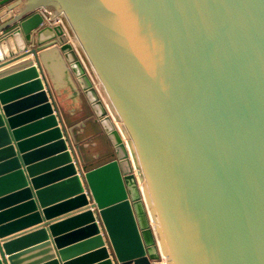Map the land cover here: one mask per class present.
Returning <instances> with one entry per match:
<instances>
[{
    "label": "water",
    "instance_id": "1",
    "mask_svg": "<svg viewBox=\"0 0 264 264\" xmlns=\"http://www.w3.org/2000/svg\"><path fill=\"white\" fill-rule=\"evenodd\" d=\"M0 264H264V0H1Z\"/></svg>",
    "mask_w": 264,
    "mask_h": 264
},
{
    "label": "crops",
    "instance_id": "2",
    "mask_svg": "<svg viewBox=\"0 0 264 264\" xmlns=\"http://www.w3.org/2000/svg\"><path fill=\"white\" fill-rule=\"evenodd\" d=\"M15 12L16 10L13 11ZM61 115L67 128L76 126L74 134L81 145V151L89 168L100 166L111 160L113 150L105 145V139L98 137L102 129L99 123L94 122L95 116L90 109L84 111L80 105L71 104L61 109Z\"/></svg>",
    "mask_w": 264,
    "mask_h": 264
},
{
    "label": "built area",
    "instance_id": "3",
    "mask_svg": "<svg viewBox=\"0 0 264 264\" xmlns=\"http://www.w3.org/2000/svg\"><path fill=\"white\" fill-rule=\"evenodd\" d=\"M42 14L44 15L46 22H47L50 26H53V27H54V26H62V28H63L65 34L67 35L68 39L70 40V42H71L72 44L75 43V40H74V38H73V35L71 34V32H70V30H69V27L67 26V24H66V22H65V20H64L63 18H61V17H54V18H53L52 15H51V13H49V12H47V11H42ZM77 51H78V50H77ZM78 53H79V55H80L82 61H84L83 58H82V55L80 54L79 51H78ZM84 65L86 66V69H87L89 75L93 78V76H92V74H91V71L89 70V68H88V66H87V64H86L85 62H84ZM93 80H94V79H93ZM86 194H87L88 197H89V193L86 192ZM89 199H90V197H89ZM90 203H91V205H92V202H90ZM94 211H95V208H94Z\"/></svg>",
    "mask_w": 264,
    "mask_h": 264
},
{
    "label": "rangeland",
    "instance_id": "4",
    "mask_svg": "<svg viewBox=\"0 0 264 264\" xmlns=\"http://www.w3.org/2000/svg\"><path fill=\"white\" fill-rule=\"evenodd\" d=\"M82 54V53H81ZM83 58V57H82ZM84 60V62L86 63V61H85V59H83ZM88 65V64H87ZM90 69V68H89ZM91 71V70H90ZM94 79V78H93ZM95 81V80H94Z\"/></svg>",
    "mask_w": 264,
    "mask_h": 264
}]
</instances>
